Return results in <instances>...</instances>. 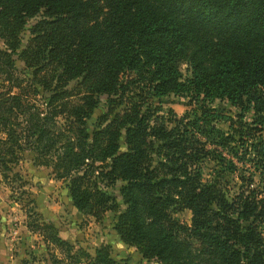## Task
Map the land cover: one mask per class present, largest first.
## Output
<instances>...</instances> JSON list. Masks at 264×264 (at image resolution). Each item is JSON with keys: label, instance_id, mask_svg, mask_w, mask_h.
Masks as SVG:
<instances>
[{"label": "trees", "instance_id": "trees-1", "mask_svg": "<svg viewBox=\"0 0 264 264\" xmlns=\"http://www.w3.org/2000/svg\"><path fill=\"white\" fill-rule=\"evenodd\" d=\"M169 94L194 107L162 112ZM25 150L75 211H113L108 235L143 258L264 264V0H0L2 178H21ZM223 151L244 162L234 190ZM208 160L223 166L206 175ZM27 225L57 250L51 264H117L110 243ZM193 241L206 263L188 258Z\"/></svg>", "mask_w": 264, "mask_h": 264}, {"label": "rangeland", "instance_id": "rangeland-1", "mask_svg": "<svg viewBox=\"0 0 264 264\" xmlns=\"http://www.w3.org/2000/svg\"><path fill=\"white\" fill-rule=\"evenodd\" d=\"M18 65L20 67V64ZM181 67L185 72L186 64L182 63ZM189 102L188 97L169 94L162 98V112L166 113L168 109H172L180 116L194 107V104ZM210 105L219 112L236 118L234 114L237 109L227 100L216 98ZM248 117L246 114L245 119ZM212 124L224 131L228 130L226 121L214 119ZM223 155L238 166L237 169L224 173V178L228 179L229 186L234 190L239 182L237 177L244 162L225 151ZM31 157V151L25 150L23 158L13 166V170L18 171L21 178L4 179L0 174V201L4 202L3 205L0 203V239L9 246L10 264H23V260H26V264H51V254L57 253V250L52 246L45 247L39 232L29 229L27 222L34 220L52 222L59 235L73 243L75 248L81 245L92 251L101 243H110L111 254L117 264H161L154 259L143 258L133 246L120 244L111 239L105 225L111 222L113 211L105 212L102 222H97L92 216L79 213L70 207L66 182L54 177L50 166L34 165ZM204 166V173L209 175L214 170L221 169L223 165L208 160ZM255 179L259 180V174H255ZM175 216L182 222L189 223L188 210L176 212ZM262 232L264 234V229ZM190 249L188 258L191 261L205 262L208 259L207 255L200 252L195 241L192 242Z\"/></svg>", "mask_w": 264, "mask_h": 264}, {"label": "crops", "instance_id": "crops-1", "mask_svg": "<svg viewBox=\"0 0 264 264\" xmlns=\"http://www.w3.org/2000/svg\"><path fill=\"white\" fill-rule=\"evenodd\" d=\"M9 246L0 239V264H10L11 256L8 253Z\"/></svg>", "mask_w": 264, "mask_h": 264}]
</instances>
